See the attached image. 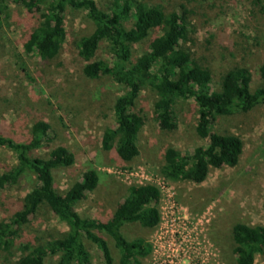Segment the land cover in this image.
I'll return each mask as SVG.
<instances>
[{"label":"rangeland","instance_id":"374dc122","mask_svg":"<svg viewBox=\"0 0 264 264\" xmlns=\"http://www.w3.org/2000/svg\"><path fill=\"white\" fill-rule=\"evenodd\" d=\"M95 1L101 6L109 2ZM143 1L186 11L189 33L182 46L198 64L210 69L215 88L223 75L236 67L251 73V90L258 86V68L264 64V17L252 0ZM36 21L21 6L0 0V135L20 143L29 139L35 122L48 123V140L32 157H46L57 146L74 156L72 166L54 171L55 188L65 192L81 181L84 173L97 174L95 189L76 207L83 217L107 219L130 186H157L161 191L158 225L153 229L138 224L123 227L127 240L142 238L150 244L151 252L141 259L142 264H236L233 226H264V104L246 113L219 117L213 128L215 133L233 134L242 141L237 166L211 169L200 184L171 182L160 173L165 150L172 147L190 154L207 144L195 133L194 102H179L176 128L163 131L154 118L156 94L143 89L130 108L145 121L137 137L138 155L130 161L121 160L115 150L101 148V138L104 130L113 126L111 108L123 88L108 78H85L77 54V42L91 34L92 23L84 12L68 10L66 40L58 56L46 61L24 50ZM149 39L134 46V58L146 50ZM98 58L106 59L104 48ZM16 163L14 152L0 147V175ZM35 185V176L26 173L15 184L0 188V222L23 208L24 197ZM66 230L42 206L21 228L17 246ZM107 240L118 264L117 252ZM87 246L92 262L101 264L100 252ZM12 251L13 257L0 251V264L21 256L16 248ZM48 264H56V258ZM254 264H264V252L255 257Z\"/></svg>","mask_w":264,"mask_h":264},{"label":"trees","instance_id":"16d2710c","mask_svg":"<svg viewBox=\"0 0 264 264\" xmlns=\"http://www.w3.org/2000/svg\"><path fill=\"white\" fill-rule=\"evenodd\" d=\"M8 1L21 6L37 20L24 50L42 60L58 56L66 40L68 10L84 12L92 23L91 34L77 42L82 74L89 80L108 78L123 88L111 108L113 126L102 134L104 151L115 150L123 161L138 155L137 137L145 121L130 108L143 89H150L157 97L154 118L161 130L173 131L176 105L192 100L197 114L195 133L207 140L206 145L196 147L190 154L167 148L160 170L165 179L200 184L211 169L237 166L242 141L233 134L215 133L213 128L219 117L246 113L264 104V64L258 68L259 84L254 90H251V73L243 67L228 70L215 88L210 69L198 64L182 46L189 33L185 10H167L161 4L143 0H109L104 6L95 0ZM252 4L264 17V0H252ZM148 39L146 50L134 58V46ZM102 48L106 50V59L98 58ZM49 130L48 123L37 121L24 142L0 135V147L13 151L17 162L0 175V188L15 184L26 173L36 178V185L24 197L23 208L8 221L0 222V251L13 257L12 250L16 248L21 254L6 264H48L53 258L56 264H94L88 244L100 252L101 264H115L108 238L117 252L118 264H142L141 259L151 252L150 244L142 238L127 240L123 227L138 224L153 229L158 225V188L148 184L130 186L124 200L107 219L81 216L76 207L95 189L97 174L88 171L81 181L59 192L55 188L54 171L72 166L73 154L57 146L46 157H32L47 142ZM42 206L67 230L17 246L21 228L36 217ZM231 238L236 264H254L255 257L264 252V226L238 223L232 228Z\"/></svg>","mask_w":264,"mask_h":264},{"label":"built area","instance_id":"2783aa9c","mask_svg":"<svg viewBox=\"0 0 264 264\" xmlns=\"http://www.w3.org/2000/svg\"><path fill=\"white\" fill-rule=\"evenodd\" d=\"M147 185V184H146ZM148 185H151V184H148ZM155 186V185H154ZM155 187H157V186H155ZM158 188V187H157ZM158 190H159V192H160V196H161V191H160V189L158 188Z\"/></svg>","mask_w":264,"mask_h":264}]
</instances>
